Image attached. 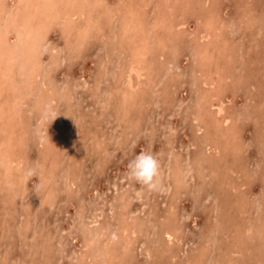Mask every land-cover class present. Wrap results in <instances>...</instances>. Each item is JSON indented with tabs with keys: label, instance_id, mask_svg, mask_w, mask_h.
I'll return each instance as SVG.
<instances>
[{
	"label": "rangeland",
	"instance_id": "obj_1",
	"mask_svg": "<svg viewBox=\"0 0 264 264\" xmlns=\"http://www.w3.org/2000/svg\"><path fill=\"white\" fill-rule=\"evenodd\" d=\"M0 12V264H264V0ZM141 151L152 190L126 175Z\"/></svg>",
	"mask_w": 264,
	"mask_h": 264
},
{
	"label": "bare ground",
	"instance_id": "obj_2",
	"mask_svg": "<svg viewBox=\"0 0 264 264\" xmlns=\"http://www.w3.org/2000/svg\"><path fill=\"white\" fill-rule=\"evenodd\" d=\"M1 1H2V0H1ZM67 1H68V3H69V0H67ZM94 1H95V0H94ZM138 1H139V0H138ZM171 1H172V0H171ZM175 1H177V0H175ZM18 2H20V1H18ZM147 2H148V1H147ZM157 2H158V1H157ZM168 2H169V1H168ZM102 3H103V2H102ZM132 3H133V2H132ZM139 3H140V2H136L135 4H134V3H133V4L136 5V4H139ZM155 3H156V2H155ZM164 3H165V1H164ZM140 4H141V3H140ZM166 4H167V3H166ZM169 4H170V3H169ZM129 5H131V4H129ZM208 5H209V4H208ZM4 6H5V5H4ZM33 6H34V5H33ZM33 6H32V7H33ZM132 6H133V5H132ZM132 6H131V7H132ZM163 6H164V5H163ZM206 6H207V5H206ZM210 6H211V5H210ZM95 7H96V6H95ZM125 7H126V6H125ZM131 7H130L129 9H131ZM133 7H134V6H133ZM159 7H160V6H159ZM168 7H169V5H168ZM30 8H31V7H30ZM93 8H94V7H93ZM126 8H127V7H126ZM144 8H145V7H144ZM135 9H138V8H135ZM135 9H134V10H135ZM169 9H170V8H169ZM2 10H4V9H2ZM26 10H27V9H26ZM30 10H31V9H29V11H30ZM90 10H91V8H90ZM123 10H125V8H124ZM162 10H163V9H162ZM14 11H15V10H14ZM96 11H97V10H96ZM131 11H132V10H131ZM211 11H212V10H211ZM4 12H6V11L4 10ZM4 12H3V13H4ZM32 12H33V11H31V14H32ZM87 12H88V11H87ZM87 12H86V13H87ZM92 12H93V11H92ZM213 12H214V11H213ZM0 13H1V12H0ZM22 13H24V12L22 11ZM28 13H29V12H28ZM35 13H36V12H35ZM86 13H85V14H86ZM93 13H94V12H93ZM107 13H109V12H107ZM131 13L133 14V12H131ZM4 14H5V13H4ZM24 14H25V13H24ZM87 14H88V13H87ZM87 14H86V15H87ZM95 14H96V13H95ZM104 14H105V13H104ZM10 15H11V14H10ZM21 15H22V14H21ZM26 15H27V14H26ZM28 15H29V14H28ZM106 15H107V14H106ZM0 16H2V15H0ZM8 16H9V15H8ZM19 16H20V15H19ZM30 16H31V15H30ZM73 16H75V13H74V12H73V13H72V12H71V13L69 12V13L67 14V17H68V18H71V17H73ZM84 16H85V15H84ZM123 16H124V15H123ZM222 16H223V15H222ZM11 17H12V15H11ZM22 17H24V16L22 15ZM27 17H28V16H27ZM98 17H99V16H98ZM98 17H96V18H98ZM215 17H216V16H215ZM16 18H17V17H16ZM24 18H25V17H24ZM34 18H35V17H34ZM81 18H82V17H81ZM21 19H22V18H21ZM106 19H107V18H105V20H106ZM10 20H11V19H10ZM29 20H30V22H31V21L33 20V18L31 17V18H29ZM97 20H99V18H98ZM109 20H110V19H109ZM2 21H3V20H2ZM25 21H26V20H25ZM123 21H124V19H123ZM33 22H34V21H33ZM66 22H67V21H66ZM1 23H2V22H1ZM7 23H9V22H7ZM11 23H12V22H11ZM34 23H35V22H34ZM64 23H65V22H64ZM81 23H82V22H81ZM108 23H109V22H108ZM124 23H125V22H124ZM15 24H16V23H15ZM35 24H36V23H35ZM105 24H107L106 21H105V23H104V26H106ZM111 24H112V23H111ZM8 25H9V24H8ZM10 25H13V24H10ZM72 25H73V24H72ZM107 25H108V24H107ZM208 25H209V24H208ZM2 26H3V24H2ZM39 26H40V27H39ZM41 26H42V23H40V24H36L35 26L32 25V26H31L32 28H29L28 31H27L28 38L31 39V38L33 37V39L35 40L36 36H35V35L33 36V34H36L35 30H39V29H41ZM65 26H66V25H65ZM6 27H8V26H6ZM16 27H17V26H16ZM88 27H89V26H88ZM14 28H15V27H14ZM18 28H19V27H18ZM42 29H43V28H42ZM67 29H68V28H67ZM3 30H4V29H3ZM63 30H64V29H63ZM102 30H103V29H102ZM104 30H105V29H104ZM41 31H42V30H41ZM68 31H69V29H68ZM70 31H71V29H70ZM34 32H35V33H34ZM65 32H66V31H65ZM72 32H73V31H72ZM100 32H101V31H100ZM67 33H68V32H67ZM67 33H66V35H67ZM105 33H106V32H105ZM4 34H5V33H4ZM24 34H25V33H24ZM37 34H38V33H37ZM96 34H97V33H96ZM100 34H101V33H100ZM107 34H108V33H107ZM115 34H116V33H115ZM1 35H2V34H1ZM46 35H47V34H46ZM46 35H45V36H46ZM202 35H203V34H202ZM94 36H95V35H94ZM94 36H93V37H94ZM207 36H208V35H207ZM15 37H16V36H15ZM43 37H44V36H43ZM67 37H68V36H67ZM100 37H101V36H100ZM116 37H117V36H116ZM65 38H66V37H65ZM73 38H74V36H73ZM82 38H83V37H82ZM104 38H105V37H104ZM104 38H103V39H104ZM33 39H32V40H33ZM40 39H41V38H40ZM40 39H39V40H40ZM66 39H67V38H66ZM100 39H101V38H100ZM110 39H111V38H110ZM110 39H108V40H110ZM17 40H18V38H17ZM21 40H23V39L21 38ZM42 40H43V39H42ZM111 40H112V39H111ZM111 40H110V41H111ZM116 40H117V39H116ZM212 40H213V39H212ZM212 40H209V41H212ZM6 41H7V40L5 39L4 36H3V37H0V49L5 48L3 45L6 44ZM18 41H19V40H18ZM29 41H30V40H29ZM74 41H75V40H74ZM113 41H114V40H113ZM15 42H16V41H15ZM19 42H20V41H19ZM32 42H33V41H32ZM11 43H12V42H11ZM20 43H21V42H20ZM35 43H36V42H35ZM65 43H66V42H65ZM69 43H70V42H69V40H68V44H69ZM116 43H117V42H116ZM203 43H204V42H203ZM207 43L210 44V43H212V42L209 43V42L207 41ZM14 44H15V43H14ZM25 44H26V43H25ZM25 44H24V45H25ZM32 44H34V43H32ZM66 44H67V43H66ZM73 44H74V43H73ZM81 44H82V43H81ZM110 44H111V43H110ZM112 44H113V43H112ZM112 44H111V45H112ZM118 44H119V43H118ZM201 44H202V43H201ZM204 44H205V43H204ZM204 44H203V45H204ZM15 45H16V44H15ZM15 45H14V47H15ZM19 45H20V44H19ZM19 45H18V46H19ZM26 45H27V44H26ZM26 45H25V46H26ZM70 45H71V43L69 44V46H70ZM114 45H116V44H114ZM114 45H113V46H114ZM16 46H17V45H16ZM20 46H21V45H20ZM20 46H19V47H20ZM69 46H67V47H69ZM73 46H74V45H73ZM76 46H77V45H76ZM117 46H119V45H117ZM196 46H197V43H196ZM204 46H208V47H209L210 45H204ZM79 47H80V46H79ZM114 47H115V46H114ZM17 48H18V47H17ZM46 48H47V47H46ZM203 48H204V47H203ZM206 48H207V47H206ZM206 48L204 49V51H206ZM10 49H11V48H10ZM12 49H13V48H12ZM14 49H16V48H14ZM20 49H21V48H20ZM57 49H58V48H57ZM69 49H70V48H68V50H69ZM71 49H72V48H71ZM115 49H116V48H115ZM23 50H24V49H23ZM116 50H117V49H116ZM199 50H200V49H199ZM208 50H209V49H208ZM19 51H20V50H19ZM120 51H121V50H120ZM204 51H203V52H204ZM211 51H212V50H211ZM201 52H202V50H201ZM4 53H5V52H4ZM28 53H29V52H28ZM41 53H42V52H41ZM70 53H71V52H70ZM204 53H205V52H204ZM33 55H34V54H33ZM200 55H201V54H200ZM202 55H204V54H202ZM202 55H201V56H202ZM12 56H13V55H12ZM39 56H40V55H39ZM205 56H207V55L205 54ZM7 57H11V56H7ZM19 57H20V56H19ZM202 57H203V56H202ZM202 57H201V58H202ZM226 57H227V56H226ZM4 58H5V57H4ZM26 58H27V57H26ZM26 58L24 57V59H26ZM41 58H42V57H41ZM51 58H52V57H51ZM9 59H10V58H9ZM16 59H17V58H16ZM20 59H21V57H20ZM24 59H23V60H24ZM32 59H33V58H32ZM52 59H53V58H52ZM207 59H208V58H207ZM17 60H19V59H17ZM17 60H15V61H17ZM53 60H55V59H53ZM203 60H205V59H203ZM15 61L13 60V62H15ZM19 61H21V60H19ZM19 61H18V62H19ZM200 61H201V60H200ZM22 62H23V61H22ZM11 63H12V62H11ZM20 63H21V62H20ZM23 63H24V62H23ZM39 63H40V62H39ZM52 63H53V62H52ZM52 63H51V64H52ZM40 64H41V63H40ZM40 64H39V65H40ZM54 64H55V63H54ZM54 64L51 65V66H54ZM20 65H22V64H20ZM35 65H36V62L33 61V62H31V65H30L29 67L26 66V68H28V72H29L28 74H29V76H30L29 79H31V81H32L33 79L36 78V74H35V72H34V71H35V69H34ZM23 66H25V65H23ZM24 68H25V67H24ZM38 68H39V67H38ZM50 68H51V67H50ZM7 69H8V68H7ZM50 70H51V69H50ZM125 71H126V70H125ZM37 72H38V71H37ZM122 72H123V71H122ZM146 72H147V71H146ZM38 73H39V72H38ZM143 73H144V72H143ZM215 73H216V72H215ZM18 75H19V73H18ZM18 75H17V76H18ZM145 75H146V74H145ZM48 77H50V76H48ZM37 78H38V77H37ZM2 79H4V78H2ZM5 79H6V78H5ZM38 80H39V79H38ZM51 80H52V78H51ZM5 81H6V80H5ZM5 81H4V82H5ZM13 81H15V80H13ZM13 81H12V82H13ZM17 81H18V80H17ZM2 83H3V82H2ZM37 83H38V82H37ZM37 83H36V84H37ZM13 84H15V82H14ZM17 84H18V83H17ZM26 84H27V81H26ZM42 84H43V83H42ZM48 84H49V82H48ZM15 85H16V84H15ZM15 85H14V86H15ZM18 85H19V84H18ZM21 85H22V84H21ZM51 85H52V84H51ZM51 85H50V86H51ZM43 86H45V85H43ZM40 87H41V86H40ZM46 87H47L48 89H50L48 86H46ZM4 88H5V87H4ZM15 88H16V86H15ZM28 88H29V87H28ZM8 89H9V88H8ZM17 89H18V88H17ZM17 89H15V91H16ZM11 90H12V89H11ZM4 91H5V89H4ZM54 91H55V90H54ZM56 91H57V90H56ZM56 91H55V92H56ZM37 92H38V91H37ZM44 92H45V91H44ZM47 92H48V91H47ZM47 92H46V95H47ZM8 93H9V91H8ZM8 93H7V94H8ZM26 93H27V91H26ZM26 93H25V94H26ZM1 94H2V93H1ZM1 94H0V95H1ZM9 94H11V92H10ZM17 94H18V92H17ZM27 94H28V93H27ZM39 94H41V93H39ZM55 94H56V93H55ZM11 95H12V94H11ZM51 95H52V94H51ZM3 96H4V95H3ZM7 96H9V95H7ZM22 96H23V95H22ZM207 96H208V95H207ZM23 97H24V96H23ZM23 97H22V99H23ZM45 97H46V96H45ZM208 97H209V96H208ZM1 98H2V97H1ZM4 98H5V97H4ZM4 98H3V99H4ZM9 98H10V97H9ZM27 98H28V97H27ZM55 98H56V97H55ZM22 99H21V101H22ZM45 99H46V98H45ZM45 99H44V100H45ZM4 100H5V99H4ZM4 100H3V102H4V104H5V101H4ZM6 100H7V99H6ZM8 100H9V99H8ZM11 100H12V99H11ZM19 100H20V99H19ZM52 100H53V99H52ZM199 100H200V99H199ZM25 101H26V100H25ZM46 101H47V99H46ZM209 101H210V100H209ZM3 102H2V103H3ZM12 102H13V101H12ZM15 102H16V100H15ZM47 102H48V101H47ZM4 104H3V106H4ZM51 104H52V103H51ZM198 104H199V103H198ZM5 105H6V104H5ZM12 105H13V104H12ZM16 105H17V103H16ZM24 105H25V104H24ZM7 106H9V105H7ZM7 106H6V107H7ZM46 106H47V105H46ZM200 106H201V105H200ZM200 106H199V107H200ZM6 107H5V109H6ZM14 107H15V106H14ZM0 108H1V107H0ZM1 109H2V108H1ZM25 109H26V108H25ZM49 109H50V108H49ZM17 110H19V109H17ZM0 111H1V110H0ZM13 111H14V110H13ZM219 111H220V110H219ZM19 112L21 113V111H19ZM32 112H33V111H32ZM50 112H52V111H50ZM221 112H222V111H221ZM1 113H2V112H1ZM3 113H4V112H3ZM5 113H6V112H5ZM20 113H19V114H20ZM41 114H42V113H41ZM198 115H199V114H198ZM0 116H1V115H0ZM2 116H4V115L2 114ZM5 116H6V115H5ZM42 116H43V115H42ZM17 117H18V116H17ZM0 119H2V118H0ZM3 119H4V118H3ZM24 120H25V118H24ZM5 121H6V119H5ZM40 121H41V120H40ZM23 123H24V122H23ZM1 124L3 125L4 123L1 122ZM24 125H25V124H24ZM0 126H1V125H0ZM1 128H2V127H1ZM1 128H0V129H1ZM2 129H3V128H2ZM8 129H9V128H8ZM0 131H1V130H0ZM12 131H13V130H12ZM12 131H11V132H12ZM22 131H23V130H22ZM6 132H7V131H6ZM25 132H26V131H25ZM25 132H24V133H25ZM7 133H8V132H7ZM3 134H4V133H3ZM3 134H2V135H3ZM6 135H7V134L5 133V136H6ZM19 135H20V134H19ZM7 137H9V136L7 135ZM7 137H6V138H7ZM19 137H20V136H18V140L20 139V140L22 141V138H19ZM6 138H5V139H6ZM14 138H15V137H14ZM24 139H25V138L23 137V141H24ZM12 140L14 141V139H12ZM12 140H11V141H12ZM18 140H17V141H18ZM4 141H5V140H4ZM13 141H12V142H13ZM15 141H16V140H15ZM45 141H46V140H45ZM44 143H45V142H44ZM14 144H15V142H14ZM19 144H20V146H21V144L24 145V143H21V142H19ZM45 145H46V143H45ZM23 147H24V146H23ZM8 148H9V147H8ZM21 148H22V147H21ZM20 150H21V149H20ZM21 151H22V150H21ZM219 151H220V150H219ZM17 152H18V151H17ZM22 159H23V155H22ZM17 162H18V161H17ZM20 162H21V160H20ZM5 163H6V162H5ZM8 164H9V162H8ZM20 164H21V163H20ZM20 164H19V165H20ZM2 165H3V163H2ZM11 165H12V164H11ZM15 165H16V164H15ZM4 166H5V165H4ZM7 167H8V166H7ZM18 167H19V166H18ZM4 169H5V168H4ZM6 169H7V168H6ZM17 169H18V168H17ZM0 171H1V170H0ZM5 171H6V170H5ZM8 171H9V170H8ZM9 172H10V171H9ZM20 176H21V175H20ZM8 177H10V176H8ZM24 177H25V176H24ZM24 177H23V178H24ZM181 177H182V176H181ZM6 178H7V177H6ZM14 178H15V177H14ZM8 179H9V178H8ZM11 179H12V177H11ZM9 180H10V179H9ZM9 180H8V181H9ZM5 182H6V181H5ZM9 182H10V181H9ZM4 187H5V185H4ZM228 187H229V186H228ZM244 187H245V186H244ZM229 188H230V187H229ZM240 188H241V187H240ZM3 191H4V190H3ZM3 191H2V192H3ZM12 196H13V195H12ZM48 200H49V199H48ZM230 205H231V204H230ZM227 208H228V207H227ZM227 208H225V209H227ZM222 211H223V210H222ZM236 212H237V211H236ZM237 215H238V214H237ZM235 218H236V217H235ZM236 221H237V220H236ZM230 222H231V221H230ZM167 235L170 236V234H167ZM258 247H259V246H258ZM204 251H205V250H204ZM201 257H202V256H201ZM229 258H230V257H229ZM189 260H190V259H189ZM191 260H192V259H191ZM227 261H228V260H227ZM197 264H199V263H197ZM228 264H229V263H228Z\"/></svg>",
	"mask_w": 264,
	"mask_h": 264
},
{
	"label": "clouds",
	"instance_id": "obj_3",
	"mask_svg": "<svg viewBox=\"0 0 264 264\" xmlns=\"http://www.w3.org/2000/svg\"><path fill=\"white\" fill-rule=\"evenodd\" d=\"M126 175L149 190L155 189L160 177V161L152 152L141 151L128 161Z\"/></svg>",
	"mask_w": 264,
	"mask_h": 264
}]
</instances>
